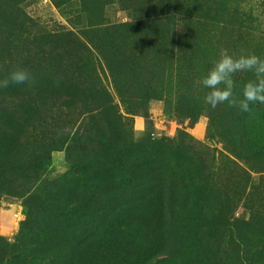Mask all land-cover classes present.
I'll return each mask as SVG.
<instances>
[{
  "label": "rangeland",
  "instance_id": "1",
  "mask_svg": "<svg viewBox=\"0 0 264 264\" xmlns=\"http://www.w3.org/2000/svg\"><path fill=\"white\" fill-rule=\"evenodd\" d=\"M222 48L264 58V0H0V79L35 77L0 89V244L29 264L54 232L64 262L81 230L53 208L83 197L87 165L116 177L82 214L88 236L103 224L106 264H264V119L212 109L200 83ZM233 78L243 98L254 77ZM105 94L126 116L113 130ZM245 152L262 163L255 182L237 172Z\"/></svg>",
  "mask_w": 264,
  "mask_h": 264
},
{
  "label": "trees",
  "instance_id": "2",
  "mask_svg": "<svg viewBox=\"0 0 264 264\" xmlns=\"http://www.w3.org/2000/svg\"><path fill=\"white\" fill-rule=\"evenodd\" d=\"M120 29H132L134 27L133 24H126L122 25ZM125 60H127V56H123ZM131 68H135L134 65H130ZM124 70V69H123ZM122 70V72H123ZM114 74L115 78V85L120 94L122 95V99L125 100L127 98L128 92L125 90H122L120 85V76L119 74H115V72H112ZM129 75V74H128ZM105 102L102 104L100 109H102L101 114H105L106 112L110 113L112 116L111 124L109 120L106 122L107 126H110L111 130H113V126H121L122 121L126 119V116H122L118 111H116V108H114L113 104L110 102V96L109 94H105ZM150 100L156 99L153 96L149 97ZM256 110L255 113H259V116H262L264 119V104L262 103H256L250 105V110ZM128 115H133L131 113H127ZM246 126V125H244ZM12 140H15V137H9ZM106 147L112 148L113 154H109L111 159H113V162L116 163L119 167H121L120 161L123 160L122 153L118 151V149L112 145L107 143L104 145ZM121 151V150H120ZM127 151V150H125ZM128 152V151H127ZM115 153V154H114ZM244 155L245 162L243 163L244 166H240L238 164H235L237 167V172L239 173V176L241 177L243 181L247 180L249 182H255L252 177V173H255V167L256 166H262V163H259L260 161L256 160V158H253L251 155H249L247 152ZM100 169H97L95 171V174H89L90 172V166L84 165L82 167H79L77 165L75 167V173L78 174V178L76 181L77 186L74 188V190L77 192L78 190L82 191L81 199H78L76 195L72 192L70 193L72 196L70 198H65L64 201L58 202V206L54 207L55 215L57 221H61L65 224H72L77 222V225L80 228V233H78L75 236V240L73 243H70L68 250L70 251L69 254H66L65 261L60 260V256H58L56 253H54V249L56 248V237L53 234L49 236V234H45L43 236L45 248L37 249V254L33 253L29 259V264H106L107 258L105 257V250L108 249L107 247V237L105 238L103 230V224L101 227H99V230L97 228L93 229L94 232H90V236L87 235L93 224L95 223L94 219L91 220L90 217L87 218L85 216H82L83 211H88V208L90 207L89 199V192L88 190H91L92 188H96L100 190L101 196H95V198H100L104 195V192L101 188H105L107 186V177L106 175H109V181L111 179L116 178L113 173L110 172H102L101 167ZM96 169V168H94ZM260 173V172H259ZM106 185V186H105ZM67 195V194H66ZM68 196V195H67ZM88 196V197H87ZM199 196V193L197 194V197ZM74 199L75 201L69 202V200ZM229 200H225V205H219L220 208H223L224 206H229ZM69 205H72L69 209ZM231 205V204H230ZM80 210V211H79ZM83 223V224H81ZM162 224V221H160ZM78 226L75 227V229H78ZM102 229V230H101ZM92 230V229H91ZM90 230V231H91ZM84 234V235H83ZM49 244L51 245V249L49 248ZM62 245V242L60 243ZM0 246H2V252L0 255V264H23V260L27 258V255H22L21 251H16L17 246H9L8 244H5L4 242H1Z\"/></svg>",
  "mask_w": 264,
  "mask_h": 264
},
{
  "label": "clouds",
  "instance_id": "3",
  "mask_svg": "<svg viewBox=\"0 0 264 264\" xmlns=\"http://www.w3.org/2000/svg\"><path fill=\"white\" fill-rule=\"evenodd\" d=\"M250 72L253 79H249L243 86L242 97L236 95L237 73ZM27 83L34 85L35 77L27 69L16 67L3 79H0V89L10 85ZM201 85L209 89L204 96V103L215 109L218 105L227 103L229 107L250 111V105L264 104V58L253 52H242L239 56L222 48L219 59L213 62V67L201 79ZM59 81H57V86Z\"/></svg>",
  "mask_w": 264,
  "mask_h": 264
}]
</instances>
